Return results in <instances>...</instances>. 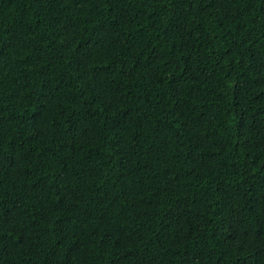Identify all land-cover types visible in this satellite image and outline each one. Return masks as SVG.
Here are the masks:
<instances>
[{
	"label": "trees",
	"instance_id": "obj_1",
	"mask_svg": "<svg viewBox=\"0 0 264 264\" xmlns=\"http://www.w3.org/2000/svg\"><path fill=\"white\" fill-rule=\"evenodd\" d=\"M0 264H264V0H0Z\"/></svg>",
	"mask_w": 264,
	"mask_h": 264
}]
</instances>
